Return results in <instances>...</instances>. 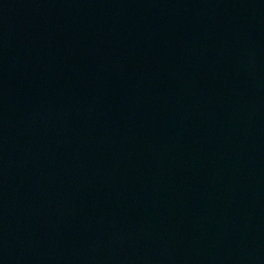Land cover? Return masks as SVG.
Here are the masks:
<instances>
[{"label": "water", "instance_id": "1", "mask_svg": "<svg viewBox=\"0 0 264 264\" xmlns=\"http://www.w3.org/2000/svg\"><path fill=\"white\" fill-rule=\"evenodd\" d=\"M0 264H264V0H0Z\"/></svg>", "mask_w": 264, "mask_h": 264}]
</instances>
